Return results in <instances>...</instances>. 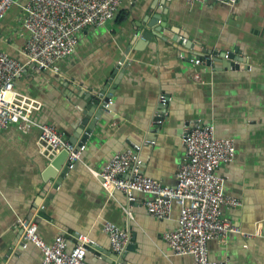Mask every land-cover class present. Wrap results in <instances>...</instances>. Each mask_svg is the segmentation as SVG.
<instances>
[{"label":"crops","instance_id":"obj_1","mask_svg":"<svg viewBox=\"0 0 264 264\" xmlns=\"http://www.w3.org/2000/svg\"><path fill=\"white\" fill-rule=\"evenodd\" d=\"M27 1L16 0L0 21V50L21 61L27 60L28 31L23 26ZM158 10L163 12L161 21L167 20L164 34L138 36ZM180 34L199 51L174 39ZM205 47L238 49L248 68H226L223 58L212 65L192 61L197 54L204 55L200 50ZM57 67H29L15 82V95L33 101L36 122L53 124L81 143L78 87L94 92L112 89V111L95 123L81 160L55 188L43 179L53 153L42 145L40 129L24 131L13 123L0 132V264L42 260V250L24 240L21 219L37 222L48 243L65 234L71 248L80 233L109 251L111 239L103 224L110 220L129 229L133 264H197L191 255H175L164 239L178 226L177 204L168 219H160L145 206L149 195L137 192L129 217L124 193L111 194L93 173L102 171L116 152L148 137L156 143L143 147L142 171L174 186L186 156L185 126L197 119L214 124L218 136L235 141L234 161L222 164L217 173L224 179L225 192L240 199L241 205L224 206L223 214L253 235L231 232L224 241L211 240L210 256L228 264H264V0H238L234 5L123 0L114 19L80 32L76 50ZM162 93L168 97L167 116L156 123L153 117ZM87 261L110 264L91 251Z\"/></svg>","mask_w":264,"mask_h":264},{"label":"built area","instance_id":"obj_2","mask_svg":"<svg viewBox=\"0 0 264 264\" xmlns=\"http://www.w3.org/2000/svg\"><path fill=\"white\" fill-rule=\"evenodd\" d=\"M123 0H28L23 5V26L28 31L24 47L26 61L0 50V132L11 124L26 131L33 126L40 129V141L48 152L68 151L69 169L81 160L86 149L84 142L74 143L55 125L38 123L32 117L33 101L15 95V82L29 67L41 70L57 69L58 62L73 54L79 43V34L87 26H102L115 18ZM188 4L218 2L234 5L238 0H184ZM16 0H0V21ZM227 56V54H226ZM195 63L204 59L193 57ZM199 78V74H196ZM166 94L160 95V107L153 122L163 123L167 116ZM107 104L108 112L112 111ZM186 156L177 172L174 186L163 185L142 171L141 151L145 145L155 144L152 138L132 143L116 152L102 171H93L102 185L113 194L122 191L129 206L125 211L131 216L132 201L137 192L149 195L145 206L150 214L160 219L171 216L174 204L180 208L178 226L164 234V239L175 255H191L197 264H228L226 260L213 259L209 252L211 240L224 241L231 232L253 235L242 230L223 214L224 206H240L237 197L224 190V179L217 170L224 163L234 161L236 145L233 138L220 137L214 124L197 119L194 125L185 126L182 136ZM24 229V240L34 243L43 253L40 264H91L87 261L88 235L79 234L77 242L69 247L65 234H58L48 243L39 233L38 223L19 220ZM103 230L109 235L113 251L122 253L131 240L128 228L106 220ZM93 243V242H92Z\"/></svg>","mask_w":264,"mask_h":264},{"label":"water","instance_id":"obj_3","mask_svg":"<svg viewBox=\"0 0 264 264\" xmlns=\"http://www.w3.org/2000/svg\"><path fill=\"white\" fill-rule=\"evenodd\" d=\"M162 13H163L162 10H158L155 13L154 17L147 22V25L145 24L147 26V30L144 32L138 30L137 35L138 36L142 35L145 38H149V36L153 34L154 35H159L162 33L164 34L165 32L164 29L167 25V20L161 21V19H163ZM149 29H151V31ZM184 38H187L189 41H186ZM174 39L183 43L187 47H191V49H194L196 51H199L200 49L197 47L195 43H193L189 39V37H187V35L180 34L178 35V37L175 36ZM200 51H202L204 55L197 54L195 57L204 59L208 65H212L214 62L216 63L217 61H219L220 58H223L227 63L225 65L226 68H231V69L248 68V65L247 63H245L244 59H242V57L237 54L238 49H235V51L227 52V51H219L217 49H210L205 47L202 48V50ZM119 67H121V65H119L118 68ZM124 67H126V65H124ZM116 73H117V69L115 70L113 77L116 75ZM112 93H113L112 89H108L107 87L99 92H94L93 89H89V88L82 89L81 87H78L77 94L80 97L79 105L82 112V118L79 126L82 129V131L84 130L83 135L81 136L80 139L81 142H85L89 138V135L91 134L92 130L95 127V123L98 121L99 118L103 116L105 112H108L107 104L112 98ZM167 105H168V101L165 104V106ZM109 107L111 108V106ZM76 135L78 136L79 134L76 133ZM70 141L76 143V141L72 138H70ZM69 171L70 169L68 162V151L64 149L58 152L57 154L53 155L52 158L49 160L48 165L43 171V179L46 182H49L55 188L60 185L62 179ZM23 232L24 229H22V233ZM79 234L80 233H76L75 241L77 240ZM87 248L88 251L100 255L110 264H133L131 262L130 252L135 251V247L131 243H129L126 246L125 250L122 253H117L113 251V249L110 251L102 249L100 247H97L92 242L87 244Z\"/></svg>","mask_w":264,"mask_h":264}]
</instances>
